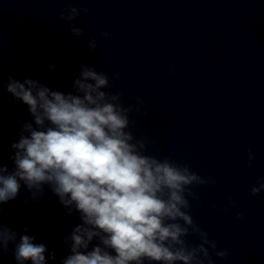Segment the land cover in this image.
Segmentation results:
<instances>
[{"label": "clouds", "instance_id": "9594fccd", "mask_svg": "<svg viewBox=\"0 0 264 264\" xmlns=\"http://www.w3.org/2000/svg\"><path fill=\"white\" fill-rule=\"evenodd\" d=\"M88 12L61 9L58 20L67 22L70 34L79 39L86 31L76 21ZM100 35L110 37L107 31ZM87 46L94 51L96 38ZM47 67L54 71L56 65ZM78 67L68 92L36 79L8 77V93L27 106L33 120L23 123L18 141L11 144L14 167L0 163V205L15 200L22 186L32 200H39L47 186L66 215H78L79 223L61 238L69 254L59 264H215L213 255L227 259L230 251L219 247L191 211L200 198L194 189L216 180L169 157L147 154L148 141L134 135L135 121L130 119L143 100L137 97L135 106L125 107L124 93L110 90L118 73L110 78L93 65ZM246 156V166L252 168L254 150L248 148ZM262 192L264 178L249 189L253 197ZM236 208L237 201L230 198L222 211L243 219L242 211H232ZM29 231L25 225L19 234L0 219V258L11 253L15 264L55 261V252Z\"/></svg>", "mask_w": 264, "mask_h": 264}]
</instances>
